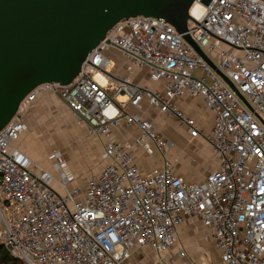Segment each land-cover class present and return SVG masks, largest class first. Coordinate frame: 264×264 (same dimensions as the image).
Listing matches in <instances>:
<instances>
[{
  "label": "built area",
  "instance_id": "obj_1",
  "mask_svg": "<svg viewBox=\"0 0 264 264\" xmlns=\"http://www.w3.org/2000/svg\"><path fill=\"white\" fill-rule=\"evenodd\" d=\"M234 85V93L197 51L163 20L119 22L93 50L69 86L44 84L21 103L0 133V246L25 264H130L147 250L160 261L177 246V232L199 220L221 264H264V0L200 1L190 9L188 33ZM116 50L160 83L154 93L108 70ZM200 75L196 76V72ZM55 94L90 133L105 139L103 170L84 186L54 152V171L32 161L16 144L28 131L26 115L37 97ZM200 97L214 114L210 133L187 119L174 101ZM142 102L177 118L191 137L203 138L219 167L203 184H187L168 161L143 175L129 151L145 139L163 157L172 147L140 113ZM141 138L127 148L113 140L121 122ZM180 258H186L183 249Z\"/></svg>",
  "mask_w": 264,
  "mask_h": 264
},
{
  "label": "water",
  "instance_id": "obj_2",
  "mask_svg": "<svg viewBox=\"0 0 264 264\" xmlns=\"http://www.w3.org/2000/svg\"><path fill=\"white\" fill-rule=\"evenodd\" d=\"M197 1L212 0H0V133L30 93L44 84H72L107 34L137 17L173 26L242 98L187 34Z\"/></svg>",
  "mask_w": 264,
  "mask_h": 264
},
{
  "label": "crops",
  "instance_id": "obj_3",
  "mask_svg": "<svg viewBox=\"0 0 264 264\" xmlns=\"http://www.w3.org/2000/svg\"><path fill=\"white\" fill-rule=\"evenodd\" d=\"M110 64L108 66V72L115 76L118 79H128L132 83L149 89L154 93H163V87L160 83H153L150 80L147 69L137 68L132 65L129 61H127L123 55L116 51L111 50L107 54ZM110 68H112L110 70ZM127 107L125 108V113L129 115H133L136 113L142 114L145 120H148L152 123L154 130V121L151 119V115L161 114L158 108L151 106L147 100L142 102V112L135 110L134 108L128 105V100L126 102ZM174 105L183 113V115L189 119L194 121L196 127L200 130L210 133L214 126L215 116L214 114L206 107L204 100L200 97H190L188 95H184L183 97L177 98L174 101ZM66 108L65 104L57 97L55 94L51 92L41 93L36 101L31 105L26 115V122L29 129V121L28 118L31 115H35L37 113H52L58 111L59 108ZM68 110V109H67ZM69 111V110H68ZM71 112V111H70ZM166 116V115H165ZM175 118V117H174ZM181 123V122H180ZM87 127L85 124H83ZM89 131V129L87 128ZM178 130L184 131V137L176 135ZM155 132V131H154ZM90 133V131H89ZM141 131L137 125H129L125 121L121 122L118 128H115L113 131V140L122 144L123 146L130 148L133 146L138 139L141 138ZM173 139L162 137V139L170 141L172 143V147L168 150L167 156L163 157L160 152L156 149L153 142L145 139L143 142L139 143L137 146L133 147L129 153L133 158V162L136 167L140 170L143 175H150L156 170H161L164 167L166 161L171 163L175 168L176 176L181 178L187 184H203L205 183L208 175L217 170L219 167V160L212 149V147L201 137L193 138L189 134V128L186 125H182L180 128L171 129L169 133ZM92 136L93 141L96 144L98 151H100V164L102 165L99 171L94 172V174H90V172H86L85 168L83 170H78L75 167L74 163L68 162L62 155V153L58 152L62 161L67 165L70 172L74 177V181L72 182L73 187L84 186L88 181L92 178L99 175V173L103 170L105 166V162L102 159V155L104 153V147L106 144L105 139L98 137L96 135ZM30 139L27 138V134L25 133L21 140L16 144L17 148L23 153H25L32 161L39 163L41 161L40 154H35L33 149L31 148V144L29 143ZM177 142V143H176ZM177 144V145H176ZM176 148L181 151V153L175 154ZM56 152V151H54ZM49 163L51 169L54 171V167L52 162L46 161ZM214 167L215 170L211 172H207V169H211ZM47 170V169H46ZM204 233L207 241H210L214 244L210 231L204 227H202L201 222L199 220L189 221L184 226H181L177 232V244L178 238L182 233ZM215 246V244H214ZM175 248V247H174ZM172 249L166 257H168L172 262L175 260L176 252L175 249ZM216 250V248H215ZM206 251V250H205ZM205 251L203 252L204 254ZM136 254L143 255H154L150 251L143 250L137 251ZM216 261L218 264H221L220 255L216 250ZM134 256L130 264L134 263ZM165 257V259H166ZM203 259L206 258L202 256ZM174 263V262H173Z\"/></svg>",
  "mask_w": 264,
  "mask_h": 264
},
{
  "label": "rangeland",
  "instance_id": "obj_4",
  "mask_svg": "<svg viewBox=\"0 0 264 264\" xmlns=\"http://www.w3.org/2000/svg\"><path fill=\"white\" fill-rule=\"evenodd\" d=\"M112 68H110L111 70ZM200 72H196V76ZM120 103L126 102V97H120ZM151 119L154 121V131L162 137L173 139L169 134L171 129L181 127V123L177 118H169L165 115L153 114ZM29 129L26 132L27 138L34 153L40 154L41 167L53 172L49 161V156L56 151L62 153L63 157L75 164L78 170L85 168L86 172L94 174L102 167L100 164V151L92 139L87 127L65 107L59 108L58 111L52 113H37L28 118ZM176 135L184 137V131L178 130ZM177 143V142H176ZM177 145V144H176ZM181 153L176 148L175 154ZM53 165V164H52ZM211 172L214 169H207ZM56 175V173H55ZM204 233H182L178 238V244L174 248L176 257L173 262L166 257L164 261L156 259L154 255L136 254L134 263L136 264H218L216 261V250L212 242L204 240ZM183 249L186 252V258H180L178 250ZM206 250V251H205ZM205 253L203 255V252ZM202 256L206 258L203 259ZM24 264V263H19Z\"/></svg>",
  "mask_w": 264,
  "mask_h": 264
},
{
  "label": "trees",
  "instance_id": "obj_5",
  "mask_svg": "<svg viewBox=\"0 0 264 264\" xmlns=\"http://www.w3.org/2000/svg\"><path fill=\"white\" fill-rule=\"evenodd\" d=\"M20 262L24 263L20 260L13 258L4 247L0 246V264H19Z\"/></svg>",
  "mask_w": 264,
  "mask_h": 264
}]
</instances>
